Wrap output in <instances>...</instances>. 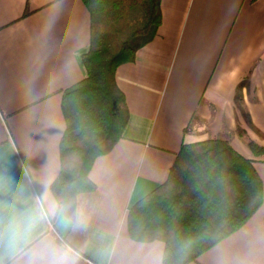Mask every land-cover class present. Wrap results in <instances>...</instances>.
Here are the masks:
<instances>
[{"label": "crops", "instance_id": "crops-1", "mask_svg": "<svg viewBox=\"0 0 264 264\" xmlns=\"http://www.w3.org/2000/svg\"><path fill=\"white\" fill-rule=\"evenodd\" d=\"M161 10L155 38L117 70L129 121L95 161L97 189L81 196L75 224L50 185L62 92L87 75L89 10L82 0H0V264H164L163 241L130 237L128 210L167 180L183 143L229 140L264 185V153L241 134L264 147V0H161ZM188 264H264V201Z\"/></svg>", "mask_w": 264, "mask_h": 264}, {"label": "trees", "instance_id": "trees-1", "mask_svg": "<svg viewBox=\"0 0 264 264\" xmlns=\"http://www.w3.org/2000/svg\"><path fill=\"white\" fill-rule=\"evenodd\" d=\"M82 1L90 13L89 49L83 55L87 75L62 92L61 167L50 185L75 224L84 218L81 196L97 189L90 177L95 161L124 138L129 121L117 70L135 61L162 23L161 0ZM196 121L195 114L186 133L195 130ZM247 143L254 153H264L255 140ZM263 201L254 160L229 140L183 143L167 180L129 208L128 231L137 241H163L164 264H188L245 225Z\"/></svg>", "mask_w": 264, "mask_h": 264}, {"label": "rangeland", "instance_id": "rangeland-1", "mask_svg": "<svg viewBox=\"0 0 264 264\" xmlns=\"http://www.w3.org/2000/svg\"><path fill=\"white\" fill-rule=\"evenodd\" d=\"M241 134L243 135V136H245V139L247 140V138H250L249 136H247L245 133H243V132H241Z\"/></svg>", "mask_w": 264, "mask_h": 264}]
</instances>
